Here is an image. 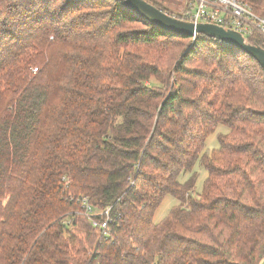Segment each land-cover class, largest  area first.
Returning a JSON list of instances; mask_svg holds the SVG:
<instances>
[{
    "label": "trees",
    "instance_id": "obj_1",
    "mask_svg": "<svg viewBox=\"0 0 264 264\" xmlns=\"http://www.w3.org/2000/svg\"><path fill=\"white\" fill-rule=\"evenodd\" d=\"M147 1L181 20L192 10ZM241 1L264 16V0ZM167 196L178 203L155 223ZM85 198L110 208L107 234L82 214ZM263 260L257 60L123 1L0 0V264Z\"/></svg>",
    "mask_w": 264,
    "mask_h": 264
},
{
    "label": "built area",
    "instance_id": "obj_2",
    "mask_svg": "<svg viewBox=\"0 0 264 264\" xmlns=\"http://www.w3.org/2000/svg\"><path fill=\"white\" fill-rule=\"evenodd\" d=\"M192 10L187 14L188 21L195 24L212 23L234 30L243 35L247 42L254 36L264 38V16L258 15L254 9L241 0H189ZM196 37H193L195 40ZM83 215H86L94 227L108 233L111 222L110 208L102 212L83 200ZM99 217V218H96Z\"/></svg>",
    "mask_w": 264,
    "mask_h": 264
},
{
    "label": "water",
    "instance_id": "obj_3",
    "mask_svg": "<svg viewBox=\"0 0 264 264\" xmlns=\"http://www.w3.org/2000/svg\"><path fill=\"white\" fill-rule=\"evenodd\" d=\"M141 15L146 20L158 25L162 29L178 35L196 37L199 34L215 38L222 43L235 46L255 60H257L264 71V48L247 42L243 35L234 30L225 29L212 23L195 24L188 20L178 19L167 12L162 11L147 0H116Z\"/></svg>",
    "mask_w": 264,
    "mask_h": 264
},
{
    "label": "rangeland",
    "instance_id": "obj_4",
    "mask_svg": "<svg viewBox=\"0 0 264 264\" xmlns=\"http://www.w3.org/2000/svg\"><path fill=\"white\" fill-rule=\"evenodd\" d=\"M161 2L164 6H166L168 9L174 10V11H181L184 9L188 3L189 0H157ZM216 99L219 100V97L216 96ZM218 103V102H217ZM229 130L228 128L224 126H220L217 128L216 132H214L207 140L205 150L208 152H211L213 149L219 148L220 144L217 138V135L219 133H227ZM199 165V164H198ZM197 165V167H198ZM198 170H200V175L198 179L197 188L201 191L203 182L207 177V172L204 169H201L198 167ZM185 179V176L182 177V180ZM178 201L171 196H167L160 207L158 208L156 215L154 217V222L159 223L162 221L170 212L171 208L176 205ZM261 264H264V260Z\"/></svg>",
    "mask_w": 264,
    "mask_h": 264
}]
</instances>
